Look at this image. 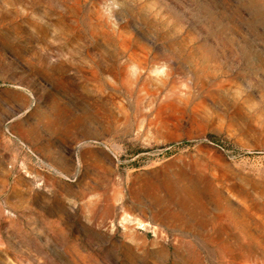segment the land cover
<instances>
[{
  "label": "rangeland",
  "instance_id": "rangeland-1",
  "mask_svg": "<svg viewBox=\"0 0 264 264\" xmlns=\"http://www.w3.org/2000/svg\"><path fill=\"white\" fill-rule=\"evenodd\" d=\"M0 264H264V0H0Z\"/></svg>",
  "mask_w": 264,
  "mask_h": 264
}]
</instances>
